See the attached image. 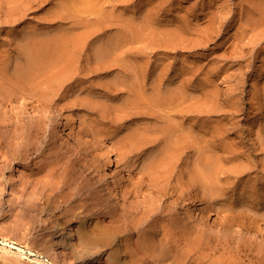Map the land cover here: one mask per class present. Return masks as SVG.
<instances>
[{"label":"rangeland","instance_id":"374dc122","mask_svg":"<svg viewBox=\"0 0 264 264\" xmlns=\"http://www.w3.org/2000/svg\"><path fill=\"white\" fill-rule=\"evenodd\" d=\"M93 3H94V6H93ZM87 5H90V6L86 7ZM92 6H93L92 9L94 10L97 9L98 13H95V11H93L94 12L93 14V12L88 10ZM83 7L84 9L86 7V9L88 10L87 11L85 9L87 12H85L84 14H88V12H91V13L88 14L89 18H86V16L83 14V11L85 10H82L80 11L82 12V15L80 17L84 16L86 20L89 19L90 23H92L93 28H95V30L93 31L90 30L91 29L90 26L92 25H90V23L86 21L83 17L82 20L84 19L86 22H88L87 24H89L90 26L87 25L88 26L87 29L86 27L85 28L81 27L83 31L86 30L84 32V37L82 39L84 40L86 39V37H88L89 39V40L86 39L87 40V41L85 40L86 42H82L83 44L81 43L82 40H80L79 47L83 49V52H81L82 50L78 49L79 47H78V44L76 43L78 42L77 39H80L83 36V32L82 30L80 32L78 31L79 29L77 31L75 29L79 28L80 26H83V25H79V27H77L78 25L76 24V23L81 22V20L79 21V19H77V16L81 14L78 11L81 10ZM258 7L260 11L256 9ZM77 13L79 14L77 15ZM209 13H211L213 16ZM204 15H206L205 20H203ZM211 17L212 19L213 17H215L214 21L216 22V24L215 25L213 24L215 26L214 28H216L217 26V28L215 29L216 30L215 35H214V32L209 29V27L213 28V25L209 23L210 21L212 23L214 22L211 20ZM252 17L255 19V21ZM250 18L253 19L254 23L252 19ZM75 19L76 21L77 20L78 21L76 22ZM215 19L218 21H216ZM248 19L252 21V24H248L249 23ZM100 20L101 21L105 20L106 23L108 21V23L105 24V22L103 21L101 24ZM85 21L83 24H86ZM132 21L134 22V24L137 22L135 24V26L136 25L137 26L136 28H134L135 26L131 27L133 29H131L130 32L128 31L130 34H127L128 32L124 31L127 29V27L126 26L124 27V25L125 24L128 25L130 23L133 24ZM207 22L208 24H210L209 27H207L208 26ZM74 24L76 26H74ZM110 24L112 25V27L110 26ZM131 24L130 26L134 25V24L133 25ZM106 26H108V28H106ZM130 26L128 27L130 28ZM123 28H126V29H123ZM180 28L181 30L183 28L188 32L187 33L185 32V34L181 33V35H177L176 33L179 32L180 34V32L185 31V30L183 31L177 30V32L175 31L176 32L175 34L177 36L174 35V33L172 34L173 36H176L175 40H177V37L180 36L178 38V42L181 43V45H179L177 41L173 40L174 38L172 39V35H171V32H174L175 29H180ZM205 28L206 30H204ZM72 29L73 31H71ZM134 29H137L138 33L141 36V37L137 36L138 38L140 37L137 40L142 39V41H140V43H137L136 45L137 46L136 48H139L138 50H136L135 47L132 48L133 46L130 47L131 44L129 43L130 44L129 47L132 48V50L134 51L133 52L131 50V53L133 52V54L131 53L130 54L132 55L131 57L133 58L132 61L136 62V60L138 59L136 64H138L139 60H141L140 64L142 65L140 66V64H138L139 68L140 67L142 68L144 65V68L146 69V67L148 66L147 70H144V71L141 70L140 68V70L144 72L143 73L144 77L140 74V76L143 77L142 80H144V85L142 83V80L139 78V75L136 76L135 74L136 71L134 69L136 68L130 69V66H128L127 62H129V65L134 64V66L136 67L135 63H130L131 60L129 59H132V58L129 56V59L127 58L128 60H125L126 56L128 57V55H130L128 52L129 50L128 43H125V45H123L124 47L127 45V48L126 47L121 48L124 51L121 50L120 48L119 50H117L119 54L121 53V51L123 54L125 52V55L121 54L122 58H125V59L121 58V60L123 61L125 60L124 62L127 64L125 69L128 68V70H130V73H132L133 75L135 74V76L140 79V80L138 79V81L142 83V86L140 85L141 83L137 85H140L141 89H143L144 86L149 82L145 86L146 89L144 88L145 90H142L141 93H144L145 91L146 92L154 91L153 89H155L154 88L155 86L153 85L154 83L153 81H156V79L152 80L153 83L150 80L154 79V76L157 78L155 74L156 72L158 73V71L159 73L160 72L163 73V76L161 75L162 80L160 79V76H158L159 77L157 78V80H159L158 83H160L161 81L162 83L160 85V84H157V81H156L155 82L156 83L155 85H157L156 89L158 87L159 88L162 87V89L164 88L167 89V87L171 88V86L172 88L173 87L175 88L176 86L178 88V86L180 87L182 85L181 87H183L185 84L183 89L185 93L189 92V94L188 95L186 94V95L188 97L190 96L189 100L192 97L193 99L192 101H189V100L187 101L188 97L187 98L185 97L186 100L185 99L184 100H185L186 105H184L185 103H183L184 105L183 107L185 108H182V107L179 108L178 106L177 107L180 109V111L185 110L183 111L185 113L191 109L190 111L192 113L189 112V115H188L187 114L188 112H187L186 113L187 117H183V120L179 122L180 123L179 128L184 129V133L186 131L187 134L186 133L182 134L183 130L181 129H179L178 132L180 133V135L182 134V137L186 135V136L192 137L193 139L195 138L194 141L192 142L190 138L187 137L190 140V145H188L189 140L187 141L186 140L187 138L185 137L182 138L183 139L182 143L184 142V146H185V149L184 147H182V149L185 150V152L181 149V147L178 146L177 148L176 146H174L177 141L176 139L177 135L176 137L173 138V139H176L175 141L174 140L172 141L169 140L170 142L168 141L169 142L168 144H171V142L173 143L175 142L174 145L171 146L172 148L170 147V145H168L170 147V150H168L169 147L167 146V144H164V146H167L168 149L166 150V148H163L164 147L163 143L161 144L162 146L161 145L160 146L166 151L160 150L161 148L159 149L160 146L159 145L157 146V143H154L155 145L152 144L151 146L150 145L148 146L150 150L152 149L150 151L151 154L148 153V155H153L155 153L154 155L156 157L160 156L161 154L160 152L162 153L168 152V151H169L168 153L174 152L172 153V155H175L176 157L171 156L170 158L174 157L175 160H172V159L168 160L166 158V157L169 158L171 153L170 155L167 153L169 156L166 155L165 159L166 161L171 160L172 165H173V162L176 163V166L170 165L171 167L170 171L172 172L175 169L177 170L178 169L177 167H180V164L183 163L181 164V167L179 168V172L182 174H180L178 170L177 172L175 170L174 173L176 174L174 173L172 174V172L170 173V171H168L167 173H169L168 174L169 177L166 174L167 175L166 179H168V181L163 179L161 180L163 182H160V179H162L160 174L165 175V173H159L157 177L160 176L159 177L160 179L158 178L159 180L158 179L154 180L155 182L159 181V183L156 182L158 185H155V186H153V184L150 185V183H154L153 180L152 181L149 180V184L146 182V185L148 184L149 187L153 186L152 188L151 187L149 188L148 185L146 187L145 183H143L142 184L143 187L141 186L142 188L140 187H138L139 189L137 188L138 192L141 189L140 193L137 192L138 195L136 194L135 196L138 198L136 199L135 197H132L135 199L134 201H137V203L134 202L133 199L131 198V195L133 194L132 193L133 191L131 189L134 188V183H137L135 181V179L138 180L136 178L137 175H138V178H139V175H141L142 168H143L141 167V163L142 165H144L143 163L146 162L145 160L147 159H144L146 157H144L143 153L139 154V155H142L141 157L138 154H136V156L134 154L131 160H132V164L135 163L136 166L135 165L134 167L132 166L133 169H131L130 168L131 161H130V164H127L129 162L122 160V158L120 159V157L118 158L119 155H117V153H120V152L119 151L116 152V150H118L117 149L118 147L116 148L115 144L120 141L119 146H121L122 145V144L120 145V143L122 142L121 140L124 139V138L122 139V137H124V135L127 136L129 131H130L129 134L132 133L131 135H133L136 129L138 128V126H136L137 124H139L140 126L139 128L141 130V129H145L146 127H149L150 125H151L150 127H156L155 124L157 123V125H159L158 123H160V121H161L160 123V127H161L164 125L165 120H159V118L158 119L156 118L158 121L156 119H155L156 121H154L152 120L154 119L153 116L151 119L150 117H148L149 115H145L147 114V112L149 113V108H146L148 109V111L144 107L142 109V105L144 106V104H141V105L138 104V107H136V109L133 108L135 109L134 110L135 113L133 109H131L130 107L129 108L132 111L127 110L129 108L126 106V103L127 105L128 103L129 104L131 103L129 99L131 97H132L131 99L135 101L134 100L135 95L130 91L131 89L129 88V86L131 85L126 86L128 87L127 88L128 90L124 89L122 91L121 89L120 91V87L123 86V84L120 82H123L122 80H124L125 77H126L125 82L129 79L132 80L134 77L133 75L131 76V74L129 73L127 69L126 71L125 69L124 70L119 69L120 67L119 68L113 67L112 69H108L107 68L108 66L106 67V64H109V63L105 64V62L110 61V59L108 60L107 57L110 58L112 54L107 53L111 55L110 56L106 55L105 54L106 51H104L103 49L102 50L104 52L102 50H99L100 52L98 51V49L103 46L107 47V44L110 41H112L114 37L116 39H114L113 41L117 40L118 42L119 40L117 38L120 37L121 38L120 41H122L124 38L123 35L127 34L128 37L125 36V40H127L126 37L129 39L131 37L130 36L131 31ZM207 29H209V31ZM248 29H251V30L249 31ZM120 30L121 32L124 31V34L123 32L119 33ZM87 31L89 33H87ZM95 31H96V34H95ZM203 31L206 32L205 34H207V31H208V35L212 34L213 32V36L210 35L213 38H211L209 42L208 41L206 42V40H203L202 36L205 35ZM97 32H98V35H100L99 36L100 39L105 40L107 37L108 38L113 37V38H110L112 40L108 39V41L106 39L108 43L104 42V40H101L102 44L104 42L103 46H101V43L98 42L99 39H96L98 37ZM133 33L134 31L132 32V34ZM89 34H91V37H89L90 36ZM120 34L121 35L123 34L122 35L123 38L121 37ZM117 35H120V36H117ZM245 35L247 36V38L245 37ZM215 36L217 38L214 39ZM238 36L239 38L245 37L246 39L244 38V40L241 39L239 41ZM63 37L70 38V39L74 37V40L72 41L70 40L72 43L68 41L69 43L68 46L70 48L69 49L70 52L72 48L75 50V51L73 50L71 54H74V56L75 55L77 56H75L76 59L75 58L73 59L74 63L72 65H70V62H69V65H67L68 63L66 62L65 63L61 62L62 65L60 63H58L60 65L56 63L58 66L54 69V66H56V64L53 65V62H52L53 66L51 67L54 69L53 70L52 68L49 67L50 63L47 62L48 61L47 56H48L49 50L45 45L44 46L40 45V41L44 39L45 41L44 40L43 41L47 44L49 40L52 41L54 40V38L56 39V38H63ZM134 37L136 36L134 35ZM134 37H131V38H134ZM95 39L96 41L97 40L98 41L96 42ZM166 40H171L174 46L178 44L177 48L174 47L172 43L169 44ZM172 40L175 42H173ZM75 41L76 43H74ZM162 42L166 44L165 47ZM165 42L168 43V46L171 45L177 50L170 48L171 46L168 47L167 43ZM70 44H73L74 46ZM84 44L85 46H83ZM92 44L94 45V47L95 45L97 46V44L100 45L99 47L98 46L95 47L94 49L95 52L93 49L90 48ZM75 45L77 46L75 47ZM94 47L92 46V48ZM145 47L146 48L148 47V48L145 50ZM89 48L92 50V52H94V54L93 53L90 54L91 51L88 50ZM77 49L79 50V52ZM141 49H144L145 51L144 50L141 51ZM84 51L85 52L88 51L87 54L84 53ZM117 51H114V52L117 53L118 55ZM75 52L78 54H75ZM36 53L37 55L42 54V57H40L39 55L38 56L35 55ZM99 54L100 55L103 54L104 57L102 58L103 55L100 56ZM43 55H46V57L44 58ZM115 55L114 57H116ZM26 56L28 58L27 60L29 61V62L27 61L29 63V64L27 63L29 66L33 62L32 66L30 67L26 66V63L24 61L26 60L24 59L26 58ZM35 56L39 58L40 63L39 62L37 63L38 58H36ZM97 56H100V58H102L100 59L101 61L102 60L105 61V62L102 61V63L100 64L104 63L103 68L105 67L108 70H106L105 68L104 70H98L99 68L100 69H103V68L99 64V62L101 61H99V57ZM105 56H107L106 57L107 60H105L106 59ZM33 57H35L36 59H33ZM135 57L137 59L134 60ZM41 58L44 59L43 63L46 66H43L44 64L41 62L43 59L41 60ZM88 59L90 60L88 61ZM91 59L97 60L98 62L93 61ZM33 60H35V62ZM45 61L49 64H47ZM0 62H1L0 63V126H1L0 133L3 131L1 134L2 136L0 137V140H1L0 142L1 144L0 145V161H1L0 162V188H1L0 189V264H61L62 262H60L59 259L55 258L53 254L54 248L51 247V242L56 236L54 232L51 233V230H52L51 228H53L54 224L59 221H62L63 223H65V225L67 224L66 226L70 227L74 231V233H76L77 239L74 242L75 245H74V251L72 255V260L74 261L75 264H111L115 256L116 258L119 257L118 259H122L123 264H125V260L128 257L127 253H130V251L131 252L135 251L137 253L136 256H138V258L140 257L145 258L146 254L142 252L141 246H139V244L137 243L138 235H136L135 233H132L135 231L132 229L133 227L130 225L131 222L129 220H125L126 223L124 221L122 223L120 222L122 224L121 225L118 222L116 223L110 217L105 218L106 216L105 217L101 216L99 217L100 219L96 218L95 216L90 217L91 216L90 214L88 215L86 213L85 214L82 213L83 210L82 208L80 209L79 207H78L77 212L80 213V217L76 216V218H74L75 215H67V216L65 215L64 211H66L67 213L68 211L67 208L69 204L68 202H65V201H68L65 199H69L71 197L73 198L74 194L72 192L76 194L78 192L77 191L78 188H80V186L83 185L84 182L85 184L88 181H89L88 184H90L92 181L94 183L98 182L96 187H99V186L101 187L103 184H100L99 180H102L101 175H104V174H107V176L110 178L112 177L117 178L122 184V186L125 187V191L123 189L124 187H122V189L124 193H127L130 197L128 196L126 197L127 194L124 195L125 197L123 199L124 204L125 205L127 204L126 206L124 205V207L128 208L127 206L129 202L132 203V201L135 203V209H136L137 204L143 206V207L137 206L138 207L137 212L141 215V216L138 215V218H141L142 223L146 222L145 224L149 225L151 221L150 219L155 220V218H153L151 215H153L156 218L158 216H159L158 218H161L162 216L166 217L165 213L169 214V215L167 214L168 217L173 216V214L175 216L176 214L178 217L177 219L180 218L179 219L180 222H182L183 219H186L185 222L184 221L182 222V224L186 223L190 219L192 223L191 222L186 223L188 225L187 233L189 232L193 236L197 235L196 236L197 238L192 236V239H191L190 238L191 235L188 233L190 237L189 236L187 237V233L185 231L186 229L185 230L183 229L182 232L185 231L183 233L185 239L190 241L189 242L185 240L187 241L186 244H188L189 242L188 245H192L193 243L192 246H194V243L196 244V242L197 243L201 242L200 244H203V241H204L205 244L203 245H205V248H208V247L213 248V246L215 245L214 247H216L215 248L216 250L213 248L214 250L211 249L208 251V253L212 251L213 253L217 254L216 255L217 257L221 255L219 256V258H221L224 261H227V259H229L228 257H231L232 255L233 256L236 255V258L238 259V261L240 259L241 261L244 262L242 264H245V263L249 264L250 262L248 260L249 258L251 259V257L254 258V262H256L255 264L262 262V260L264 259L263 258L264 254L260 252L262 251L264 252V0H109V2L108 0H0ZM96 62L99 64L98 66L99 68L97 69H95L96 66L98 65ZM1 64L3 65V67ZM17 67H20V68L24 67V69H22L20 73L21 69L19 70ZM26 67H29V68L27 69ZM31 68H33L32 69L33 71L30 70ZM117 68L118 70L116 71L115 69ZM139 68L136 70L138 71ZM151 68L154 70L156 68L157 71L155 70L156 71L155 72ZM23 70L30 72V74H28V72H24ZM132 70L133 72H131ZM141 71H138V72L140 73ZM153 71L155 72V74ZM191 71H192V74H195V75H191V73H189ZM194 71H196V73ZM23 72H24L23 76L26 73L29 76V77L24 76L25 78L21 76L23 81L25 79V82H22L21 79L18 78L20 77L18 76V74L20 73V75H22ZM32 75L34 77L33 79L34 80L36 79L37 81L36 80L33 81ZM124 75H128L131 77L124 76ZM148 75H149V78H148ZM30 76H31V80L34 82L32 86L30 85L31 83L29 81ZM120 77H123V79ZM16 78H17V81H16ZM119 78L122 80L119 81ZM145 78H146V81H145ZM27 79H28V82L30 83L28 85H26ZM135 79L136 78H134L133 82L137 81V79L136 80ZM131 80L127 82L130 84L133 83ZM186 80H189V81L187 82ZM117 81L119 82L117 83ZM35 82H36V85L39 84L38 87L34 86ZM24 84L27 86L25 87V89L27 88L28 90L21 91V89L22 90L24 89L23 87ZM116 84H118L119 88L117 87ZM28 86H30V89ZM33 86L35 89L37 87V89L36 90L34 89V91L32 90ZM152 86H153V89H152ZM123 87L126 88L125 85ZM185 87L186 89L189 88L188 90L190 91H187ZM30 90L33 95H30L28 97V95L31 94ZM199 91H202V93H200ZM37 92L39 93L37 94ZM153 93H156V92L155 91L150 92V95ZM34 94L35 95L37 94L39 98L36 97L37 95L34 96ZM198 96L200 97L201 103H199L198 98L197 99L195 98ZM184 100L183 101L181 100V102H184ZM195 101L198 104H202L200 109H198L199 105L195 104ZM140 103H142V101ZM34 104L36 106L40 105L39 110L42 109V106L46 108H50L54 111L58 110V112H60L62 116L63 122L66 125L67 131L70 137L66 138L59 133V130H58L59 128L55 121L43 118L40 111L36 113L34 110ZM191 104H194L195 108L197 107L196 109L197 111L199 110L198 113L200 114L197 113L194 107L192 109L193 105L190 106ZM124 106H126L127 112H125ZM139 107H140V110H139ZM178 108H176V110H179ZM141 110L142 111L146 110L145 111L146 113L143 111L145 113V114H142L143 116L140 115L139 113V111L141 112ZM193 110L195 111V113H193ZM157 112L160 113L162 111L160 112L157 111ZM178 112L179 111H177V113H173V116L174 118L178 117V119H180L179 116L177 115L179 114L182 115V114L181 113L178 114ZM131 113L132 114L134 113V115H131ZM162 117L163 119H166L168 116L165 115V118H164V115H163ZM73 118L76 120V123L73 121ZM178 119H174V120L177 121ZM176 121L175 123L178 125L179 120L177 122ZM143 123L146 126L145 128L142 127ZM101 131L102 133L98 134V132H101ZM103 131H104V134H103ZM131 131H134V132H131ZM216 133H217L218 138H216L215 135H213ZM4 135L5 136L8 135V137L5 138ZM212 137H215V138H212ZM196 139H199V140H197L198 142L197 144H195L198 146V148H196L197 147L196 146L195 147L196 149H195L194 148L195 145L191 146V144L192 143L194 144ZM185 141H187V143ZM199 142H200V145H198ZM182 143L180 144V146L183 145ZM185 143L187 144L188 148L190 147L194 149L193 150L190 149V152H189V149L186 148ZM14 145H15V148H14ZM199 146H201L202 148ZM222 146H225V147H222ZM226 146L228 147V149L232 148L231 149L232 152L233 150H235L236 151L234 152L235 154L230 153L231 151L227 152L226 150L228 149ZM28 147H30L31 149ZM110 147L113 148V150L115 151L114 153H110V150L108 149ZM223 148H225V151H222ZM78 149H81V152H79ZM198 149L200 151V155L202 156L204 155L206 156V158L209 157V155L207 154L205 155V152L207 153L209 150H211L210 156L212 154L213 155L219 154V156L221 155V157L223 155V157L226 156V158L227 157L228 158L231 157V159L235 158L236 162L234 159L231 160L230 158L229 159L231 161L228 158L226 159L225 157H224L225 160L224 158L223 159L220 157L217 158L218 155L217 157L213 156L214 158L211 157L210 159H213V160L219 159L220 160L219 162L217 161L214 162L213 160L206 159L205 157L200 158L201 156L199 154L197 155V153H199ZM203 150H204V153H202ZM205 150H208V151H205ZM214 150H218V152L216 151L217 153L215 152L214 154L213 153ZM83 151H85V153H83ZM181 151H183L184 154L186 155L189 153L188 156L187 157L186 155L183 156L184 154L181 155L182 153ZM28 152H31V153H28ZM241 152H243L242 154H244V156L241 155ZM194 153L196 155H194ZM12 154H15V155L12 156ZM18 154L19 155L21 154L22 156H19ZM80 154H84L85 156H87L86 157L87 160L83 162V159L80 158L81 157ZM89 154H90V157H89ZM233 154L235 155V157H233L234 156ZM236 154H239L240 156ZM108 155L114 161V166L112 167H107V163L105 159H106V156ZM179 155L182 158V160L180 158H177L179 157ZM193 155L196 156L198 159L196 160V157L193 158L194 157ZM240 157H241V160L243 161L241 160L239 161ZM187 158L189 159V162L191 163L188 162ZM161 159H164V158H161ZM192 159H195V161L193 160L194 161L193 162ZM200 159H202V161L203 159H206L207 162L205 160L203 161L205 163L204 164L205 166L208 164V161H213L212 162L213 164L214 163L220 164L221 161H222L221 163H223L224 161L227 160V162H224L225 166L229 164V161L230 163L232 162H235V163L229 164L227 166V168L229 169H226V167H223L224 166L223 164L217 166V164L213 165L212 163H209V166L211 165L210 168L211 167L214 168L213 166H215L216 169L220 170V171L219 170L215 171L211 169L212 176L214 174H217V176L215 175V177L208 175L210 171L207 173V170L209 169L207 167L209 166L207 165L206 167L207 169L204 166L205 173L209 176L208 179H210L211 183L214 180L212 185L211 184L209 185L208 183L210 182H208L207 185L209 186H207L206 188V182H203L202 180L206 181L205 179L207 177L204 174L203 176L201 175V173L204 172V169L203 167H200L203 170L199 172L200 171L199 166H196V165H199L198 161ZM121 160L123 161L124 164L121 162ZM91 161H93L94 163H92ZM124 161L126 162V164ZM176 161L178 162V165ZM185 161L191 165L187 164ZM246 161H247V164H246ZM240 162H242L241 163L242 165L240 164ZM248 162L250 163V166ZM169 163L170 162L166 163L165 165H169ZM184 163L186 165H184ZM243 163L246 167H249L248 168L249 170H246L247 168H243L244 166ZM46 164L48 165V167ZM79 164L81 168L79 169V171H77L75 168L78 169L79 167L77 166H79ZM88 164L90 166H88ZM194 164H196L195 167L196 168L198 167V169H196L195 167L193 169ZM83 166L85 167V169ZM87 166L90 169H88ZM184 166L185 168L188 167L187 168L188 170L187 169L185 170V168H183ZM231 166L232 167L234 166L235 169L236 168L238 169L241 167L242 168L235 170ZM140 167H141V170L139 173L138 171ZM172 167L173 168L176 167V168L173 170ZM221 167H222V170L220 169ZM66 168H68L67 169L68 173H67ZM135 168H136V171H135ZM189 168L191 170V173L194 172L196 174V172H199L200 175L202 176L201 181L205 183L204 185L201 182L202 187H203L202 189L204 191L206 188V192H208V190L211 191L210 193H213L212 190L215 192L217 191L219 193L221 192L220 193L221 195L219 193L214 194L215 192L213 193V195L210 194L211 197H213L215 203L212 198H209L210 195H208V197L205 196L209 194V192L202 193L203 197L199 195L200 192H203L201 191L202 189H199L200 184H197L199 186L198 188L197 186L195 187L194 184H193L194 188H191L192 187L191 181L185 180V186L182 185L184 183L183 182L184 178L186 179H188L189 177L191 178V175L189 177L187 176L188 171L190 174ZM69 169L70 170L74 169L76 173V174L74 173V175L79 176V178L74 176L73 173L69 174L70 172ZM81 169H84V170L81 172L80 171ZM181 169H183L184 172L187 171L185 172L187 177L181 176L184 174V172H182L183 170ZM250 169H252L251 173H250ZM231 170L232 172L234 170L236 172L231 173ZM53 171L55 172L56 176L53 173ZM76 171L78 172V174ZM221 172L222 174L224 172H226L227 174L224 173L222 177ZM177 173L180 174V176ZM235 173H241V174H239L238 176V174H235ZM80 174L81 176L84 174L85 178L81 177ZM175 175H176V178H175ZM227 175L229 178L227 177ZM142 176H144L143 172H142L141 177ZM177 176H179L180 178L184 177L182 181L183 183L180 182L179 180H175L179 178ZM204 176H205V179H203ZM86 177H88L89 180ZM67 178L69 180H72V182L74 183L72 184L71 181L69 183V181H67ZM76 178L79 179L80 184H79L78 179ZM163 178H165V176ZM169 178H172V180L171 179L169 180ZM226 178L229 179V181L226 180ZM50 179L52 180V183ZM80 179H82L83 182ZM63 180L65 183H63ZM222 180L224 184H221ZM165 181H166V184L164 183ZM178 182L180 185L184 186V190L189 188V187L185 188L186 185L188 184L191 185L190 186L191 190L188 189L190 192H186L187 193L186 194L185 191H183V189L180 190L181 189L180 185L177 187ZM55 183L57 184L59 183L60 184V185L58 184L59 187L60 186L62 187L60 188L56 187L58 185H56ZM160 183H161V186L159 185ZM217 183L219 185H217ZM66 184H67V187H66ZM70 184H72V187ZM78 184H79V187H78ZM173 184L175 186V189H174ZM165 185L167 188H165ZM215 185L216 187H214ZM50 186L51 188H48ZM104 187L108 188V189L107 188L105 189V192H104ZM155 187H158V188L155 189ZM210 187H212V190ZM58 188L60 190L63 188L62 195H61V191H58L59 190ZM65 188H68V189H65ZM161 188H163L162 190L164 191L165 195L161 193L163 192L161 190H160L161 194L160 193L158 194L159 189ZM222 188L223 190H221ZM100 189H103L100 191L103 192L104 195L107 197V199L108 200L110 199L109 201L111 202L112 196L109 190L110 189L109 186L106 184ZM195 189L196 190L198 189V190L196 191ZM214 189H217V190H214ZM127 190L130 191L129 192L130 194L128 193ZM133 190H135V188ZM155 190L157 191V194ZM65 191H67V193H65ZM165 191L166 192L168 191L169 193L174 191V193H172V195H169V193L167 192L168 193L167 195ZM179 191L182 194H178ZM194 192H196L197 194L196 193L194 194ZM188 193H190V195H192L193 193V197L190 198V195ZM64 194L66 196H64ZM67 194L69 195L67 196ZM178 195L179 196L183 195V196H180L181 197L180 198ZM195 195H197L198 198H196ZM214 195L215 197L217 196V198L219 199H216ZM195 198L197 199V201ZM207 199L208 201H206ZM126 200H128L129 202L127 201L126 203ZM138 200L140 201V203L138 202ZM27 202H34V203L39 204L38 205L39 208L37 207L38 212H35L32 214V216L35 218L34 221L30 217H26L24 213V209L27 207L25 203ZM207 202L208 203L210 202V204L208 205ZM77 203H79V201L75 202L74 205H76ZM130 205L133 206V204H130ZM150 205L152 207H150ZM227 205H230V207ZM116 207L120 209V210L118 209V211H122L121 209H125L124 207H121V204L116 205ZM139 207L141 208L139 209ZM149 207H150V210H148ZM151 208H154V209H151ZM154 210L157 211L158 213L157 212L155 213ZM148 211L149 213L147 214ZM149 214L151 215L149 216ZM156 214L158 216H156ZM242 214H246V215H242ZM18 216L20 217L19 219H17ZM234 216L236 217L238 216L239 218L244 219V221L246 220L245 222L253 225L254 229L251 232H246L243 230L241 232V229L236 227V225L233 223L232 217ZM114 222L118 225L114 224ZM127 223H128V226L126 225ZM182 224L180 226H182ZM186 224H183V225H186ZM192 224H193L192 226L193 229L191 230L190 225ZM18 225H19V228H18ZM46 225L50 228H48ZM34 226L35 228L37 227L38 228L35 230V228H33ZM42 226L44 228H42ZM91 226L95 230H93ZM196 226L197 228L194 229ZM98 227H100L99 230H98ZM121 227L123 228L128 227L129 231L128 229L125 230ZM91 228L94 232L96 230H97L96 232L100 231L101 228L103 230L104 229L105 230L106 229L116 230V229L121 228V231L120 230L119 231L121 233L122 232L124 233L121 235L119 232V234L116 235L117 233L115 234V232L117 231H114V234H111V237H109L112 243H114L112 244L109 241V243L112 245L106 243L107 245L105 244V246H103V244H101L102 246L101 248L99 247L100 245L97 246V244L95 243L94 246L93 244H91L93 247L88 245L91 247L90 248L86 246L85 243H84L85 245L83 244L81 240L82 238H80L79 236H82L81 233L83 234V231L85 230V233L90 235L91 238L93 239L95 237V234L93 233ZM49 229H50V232H49ZM122 229L125 231H123ZM41 230H46L47 232H49V234L47 233L49 237L47 235L45 237H42ZM194 230L196 231L199 230L200 234L199 232H195ZM190 231H193V232H190ZM198 234L200 237H201V234L202 235L204 234V236H202L203 238L202 237L200 238ZM114 235H116L117 238L114 237ZM14 236H16L15 238L19 240L16 241L14 239ZM50 237L51 239L53 238L52 241L50 240ZM130 239L132 240L130 244L131 246L129 245L130 247L128 248V246H125V245H127V242ZM194 239L195 241L193 242ZM201 239H203V241ZM197 240H199V242ZM206 240L207 242H205ZM20 241L23 243H21ZM208 241H210L211 244ZM220 241H223V242L221 243ZM206 243H208L207 245L209 246H206ZM212 243L214 245H212ZM221 244L223 245V247ZM124 246L126 247L125 248L126 250L124 249ZM218 246L219 247L221 246L220 249ZM131 247H133V249ZM5 248L7 250H11L15 252L17 255L14 253H11L10 255L8 254L6 255L5 250H4ZM18 248H20V250ZM105 248L108 249V252L105 255L106 257L104 256L105 258H103L105 261L102 259L100 262H98L99 258L97 259L96 257H98V255H100L99 257H101L102 251H104ZM110 248L115 252L112 253L113 251ZM118 248H120V250H123V252H121ZM217 249L220 251H218ZM230 252L231 253L234 252V254L233 253L229 254ZM18 253H20V256ZM118 254L120 256H118ZM142 254L143 256H141ZM258 254H261V255L263 254L262 255L263 257L261 255H259L258 257L257 256ZM109 256L114 257V258L111 257L113 258L111 259L112 261H110ZM255 257H257V259ZM224 258H226V260ZM258 258L260 260H258ZM258 261H261V262H258ZM140 263L142 264L143 262H140ZM145 264H157V263L156 262L154 263L152 259L150 260L147 258V262ZM263 264H264V260H263Z\"/></svg>","mask_w":264,"mask_h":264},{"label":"bare ground","instance_id":"6f19581e","mask_svg":"<svg viewBox=\"0 0 264 264\" xmlns=\"http://www.w3.org/2000/svg\"><path fill=\"white\" fill-rule=\"evenodd\" d=\"M108 2H109V0H108ZM111 2V1H110ZM92 4V3H91ZM90 5H87L86 7H89ZM93 6H94V3H93ZM93 6L92 7H90L88 10H90L91 12H93V11H95V13H98V10L96 11V10H94V9H92L93 8ZM86 7H85V9H86ZM84 9V7L81 9V10H79L78 12L79 13H81L79 16H77V19H79V21L81 20V22H79V23H76L78 26L77 27H79V25H83V26H80L79 28H77V29H75L76 31L78 30V31H80L81 32V30H82V28L81 27H86V29L88 28V26H90V25H92V23H90V20L88 19V20H86V18H89L88 16V14L89 13H91V12H88V14H84L85 12H87L86 10ZM254 9V8H253ZM256 9H258L259 11H260V9H259V7L258 8H256ZM82 10H85V11H83V14L86 16V18L84 17V19L86 20V21H88L89 23H90V25L89 24H87L88 22H86L84 19L82 20V18L83 17H80L81 15H82V12H80V11H82ZM256 11V10H255ZM252 12H254V11H252ZM257 12V11H256ZM79 13H77V15L79 14ZM93 14H94V12H93ZM208 14V13H207ZM209 14H211V13H209ZM212 15V14H211ZM205 16L206 15H204V19L203 20H205ZM213 16V15H212ZM208 17H210V16H208ZM207 17V18H208ZM206 18V19H207ZM214 18L215 17H213V19H212V17H211V20L212 21H214ZM253 18V17H252ZM252 18H250V19H252ZM254 19V18H253ZM253 19H252V21H253ZM216 20V19H215ZM249 20V19H248ZM75 21H76V19H75ZM78 21V20H77ZM76 21V22H77ZM84 21H85V23L86 24H83L84 23ZM104 22H105V20H103ZM103 21H101L100 20V22H101V24H102V22ZM107 21V20H106ZM135 21V20H134ZM137 21V20H136ZM208 21V20H207ZM216 21H218V20H216ZM252 21L251 20H249V23L248 24H252ZM254 21H255V19H254ZM254 21H253V23H254ZM92 22V21H91ZM209 22V21H208ZM208 22H207V27H209V25L210 24H208ZM221 22V21H220ZM259 22V21H258ZM81 23V24H80ZM107 23H108V21H107ZM106 22H105V24H107ZM128 23H130V22H128ZM132 23L134 24V22L132 21ZM137 23V22H136ZM135 23V24H136ZM209 23H211V25H215L216 24V22L214 21L213 23L210 21ZM256 23V22H255ZM111 24H113V23H111ZM110 24V26L112 27V25ZM131 24V23H130ZM130 24H125L124 25V27L126 26L127 27V29L126 28H123V29H126V30H124L125 32H130V30L131 29H133V28H131V27H134L135 26V24L133 25V24H131V25H133V26H130ZM85 25V26H84ZM88 25V26H87ZM145 25H147V24H145ZM213 25V28L211 29L210 27H209V29L211 30V31H213L214 32V35H215V32H216V28H217V26H216V28H214L215 26ZM247 25V24H246ZM74 26H76L75 24H74ZM109 26V25H108ZM108 26H106V28H108ZM114 26V25H113ZM128 26H130V28L128 27ZM137 26V25H136ZM136 26L134 27V28H136ZM255 26V25H254ZM123 27V26H122ZM121 27V28H122ZM206 27V28H207ZM242 27H244V26H242ZM76 28V27H75ZM83 28V29H84ZM90 30H95V28H93V25L92 26H90ZM93 28V29H92ZM185 28V27H184ZM187 28V27H186ZM206 28L204 29V30H206ZM74 29V28H73ZM73 29L71 30V31H73ZM112 29V28H111ZM209 29H207L208 31H209ZM215 31H214V30ZM218 29H219V27H218ZM217 29V30H218ZM242 29V28H241ZM74 30V31H75ZM122 30V29H121ZM121 30H120V32L119 33H122L123 32V34H124V31H122L121 32ZM137 29H134V30H132L131 31V37H134V35L136 36V37H134V38H131L130 36V38L128 39L127 37V34H130L129 32L127 33V34H122L123 35V37H122V35H121V37L123 38V40L122 41H120L121 40V38L119 37V38H117L119 41L117 42V40H115V41H113L114 39H116L115 37H114V39L112 40V39H110V38H113V37H110V38H106L107 39V41H108V39H110V40H112V41H110L109 43L106 41V39L104 40V39H100L99 38V36L100 35H98V32H97V35H98V37L96 38V39H99V41L98 42H102L101 40H104V42H107L108 44H107V47H104L103 46V44H104V42H103V44L101 43V46H103V47H101V48H96V49H98V51L99 50H104V51H106V55H108V56H110L111 54H112V56L109 58V57H107V56H105V58L107 57L108 58V60L110 59V61L108 62H105L104 60H102V61H104L105 62V64L106 63H109V64H106V67L108 68V69H112L113 67H120L119 69H125V67L127 66V64L124 62L125 60H128L129 59V56L131 57L132 55L131 54H133V50H132V48H136L137 46V43H140V41H142V39L141 40H137V39H139L141 36H140V34L138 33V30L136 31ZM177 30H181V28L180 29H175L174 30V32H171V35H172V39L173 40H175L176 38V36L177 35H181V33H183V34H185V32L187 33L188 31H186L185 29H183L182 28V30L181 31H183V30H185V31H183V32H180V34H179V32L178 33H176L177 32ZM249 31L251 30V29H248ZM86 30H82V32H83V36L80 38V39H77V43H76V41L74 42V43H76V44H78V47H79V42H80V40H82L81 41V43L82 42H86L87 40L86 39H88V37H86V39H82L83 37H84V32H85ZM134 31V33H136V34H132V32ZM176 31V32H175ZM208 31H207V34H205L206 32H204V34L208 37H206L205 35L204 36H202L203 37V40H206V42L208 41L209 42V40L211 39V38H213L212 36H213V32H212V34H210V35H212V36H210V35H208ZM211 31H210V33H211ZM246 31V30H245ZM218 32V31H217ZM244 32V31H243ZM87 33H89L88 31H87ZM138 33V34H137ZM172 33H174V35H176V36H173V34ZM176 33V34H175ZM219 33V32H218ZM217 33V34H218ZM242 33V32H241ZM95 34H96V31H95ZM182 34V35H183ZM88 35V34H87ZM90 36L89 37H91V34H89ZM120 35H117V36H120ZM133 35V36H132ZM244 35V34H243ZM248 35V34H247ZM125 36H127L126 37V39L127 40H125ZM137 36H140L139 38L137 37ZM185 36V35H184ZM216 36H218V35H216ZM214 37V39L215 38H217V37ZM59 37V36H58ZM61 37V36H60ZM180 36H178L177 37V40H175V41H177L178 42V38H179ZM207 39H206V38ZM245 37L247 38V36L245 35ZM245 37H241V38H239V36H238V38H239V41L242 39V40H244V38ZM205 38V39H204ZM245 38V39H246ZM91 39V38H90ZM96 39H95V41H96ZM213 39V40H214ZM44 40V39H43ZM40 41V45H45L47 48H48V50H49V52H48V50H47V52H48V56H47V59H48V61L47 62H49V63H47L46 61V63L47 64H49L48 66L50 67V68H52L51 66H53V65H55L56 63L58 64V63H60L61 65H62V63H68L67 65H69V62H70V65H72L73 63H74V58L76 59V57L75 56H77V55H75L74 56V54H71V52L74 50L73 48L71 49V52H70V48H69V46H68V41H72V40H74V37H72V39H70V38H54V40H52V41H50L49 40V42H47V44L44 42V41ZM86 40V41H85ZM89 40V39H88ZM172 40V41H173ZM70 41V42H71ZM93 41H94V39H93ZM96 41V42H97ZM139 41V42H138ZM169 44L170 43H172L171 42V40H166ZM175 41H173V42H175ZM212 41V40H211ZM210 41V42H211ZM134 42V43H133ZM167 42H165V43H167ZM72 43V42H71ZM125 43H128V48H129V50L128 49H126V50H128V52H129V54L131 53V50L133 51L130 55H128V57L126 56V59L125 58H122V56H121V54L122 55H125V52H124V54L122 53V51L121 50H123V49H121L122 47H124L123 45H125ZM131 45H130V44ZM135 44V45H133V44ZM163 43V42H162ZM168 43H167V46H168ZM83 44V43H82ZM81 44V45H82ZM87 44V43H86ZM94 44H96V43H94ZM178 44L179 45H181V43H179L178 42ZM178 44L176 45V46H174V44L172 43V45L174 46V47H176L177 48V46H178ZM183 44V43H182ZM70 45H72V46H74L73 44H70ZM129 45H130V47L131 46H133L132 48H130L129 47ZM163 45H164V47H165V45L166 44H164L163 43ZM71 46V47H72ZM77 45H75V47H76ZM83 46H85V44L83 45ZM82 46V47H83ZM92 46L94 47V45L92 44ZM92 46L90 47V46H88V47H90L91 49H95V47H99L100 45H98L97 44V46L95 45V47L94 48H92ZM166 46V47H167ZM171 45H169L168 47H170ZM173 46H171L170 48H173V49H176V48H174ZM46 47H44V48H46ZM77 47V48H78ZM126 48H127V45L125 46ZM124 47V48H125ZM167 47V48H168ZM44 48H43V50H44ZM87 48V47H86ZM85 48V49H86ZM88 49V50H90L91 51V53L90 54H94V52H95V50H94V52H92V50L91 49ZM105 48V49H104ZM119 48L121 49L120 51H121V53L119 54V52L117 51V50H119ZM148 48V47H147ZM146 47H145V50L147 49ZM76 49V48H75ZM78 49H81V47H79ZM77 49V50H78ZM139 48H136V50H138ZM46 50V49H45ZM82 50V51H81ZM80 51L81 52H83V49H81ZM102 50V51H103ZM142 50H144V49H141V51ZM144 50V51H145ZM152 50V49H151ZM177 50V49H176ZM75 51V50H74ZM89 51V52H90ZM103 51V52H104ZM114 51H117L118 52V55H119V57H118V55H117V53H115ZM124 51V50H123ZM78 52H79V50H78ZM88 52V51H87ZM87 52H85L84 51V53H86L87 54ZM100 52V51H99ZM102 52V53H103ZM137 52V51H136ZM107 53H111V54H107ZM75 54H78V53H76L75 52ZM82 54V53H81ZM96 54V53H95ZM97 54H98V52H97ZM116 54V55H115ZM33 55H34V53H33ZM35 55H37V53L35 54ZM39 55V54H38ZM37 55V56H38ZM100 55V54H99ZM101 55H103V54H101ZM100 55V56H101ZM114 55L116 56V57H114ZM127 55V54H126ZM27 56H28V54H27ZM27 56H26V58H24V59H26V60H24L25 61V63H26V66H29L28 64V58H29V56H28V58H27ZM30 56H32V55H30ZM40 57H42V54L41 55H39ZM44 56V58L46 57V55H43ZM73 56V57H72ZM78 56H80V55H78ZM96 56V55H95ZM100 56H97V57H99V61H101L100 59H102L103 57H104V55L102 56V58H100ZM121 56V57H120ZM36 57V56H35ZM33 57V59H36V58H38V57ZM96 57V58H97ZM118 57V58H117ZM125 57V56H124ZM134 57V56H133ZM107 58L105 59V60H107ZM121 58L122 59H125L124 61L123 60H121ZM128 58V59H127ZM132 58V57H131ZM43 58H41V60H42ZM98 59V58H97ZM135 59H137L136 57L134 58V60ZM30 60V59H29ZM90 59H88V61H89ZM91 60H93V61H97V60H94V59H91ZM129 60H131V62L130 63H135L136 64V62L138 61V59L136 60V62H134V61H132L133 60V58L132 59H129ZM28 61V62H27ZM34 62H35V60H33ZM40 60H39V58H38V61H37V63L39 62ZM43 61H44V59L41 61L42 63H43ZM73 61V62H72ZM76 61V60H75ZM102 61L101 62H99V64L100 63H102ZM121 61H122V63H121ZM140 61L141 60H139V63L138 64H140ZM30 62H32V61H30ZM52 62H53V65H52ZM62 62V63H61ZM98 62V61H97ZM96 62V63H97ZM127 62V61H126ZM1 63V62H0ZM28 63V64H27ZM40 63V62H39ZM41 63V64H42ZM89 63V62H88ZM128 63V66H130V69H132V68H136V69H138L139 68V65L138 64H136V67L134 66V64H130L129 65V62H127ZM32 64H33V62H32ZM32 64H30V66H32ZM44 64V63H43ZM56 64V66H54V69L58 66V65H60V64H58L57 65ZM98 64V63H97ZM99 64L96 66V68L95 69H97V68H99L98 66H99ZM104 64V63H103ZM103 64H100L101 66H102V68H103ZM2 65V64H1ZM132 65V66H131ZM142 64H140V66H141ZM22 66H24V65H22ZM29 66V67H30ZM43 66H46L45 64L43 65ZM147 66V65H146ZM2 67H3V65H2ZM21 67V66H20ZM20 67H17L19 70H20V73H21V71H22V69H24V67H22V68H20ZM29 67H26L27 69L29 68ZM49 67H48V69H49ZM138 67V68H137ZM25 68V69H26ZM105 68V67H104ZM104 68L103 69H98V70H104ZM107 68H105L106 70H108ZM118 68L117 69H115L116 71L118 70ZM141 68V67H140ZM140 68H139V70L138 71H141V70H147V68H148V66L146 67V69L144 68V65H143V69L141 68V70H140ZM152 68H154V67H152ZM151 68V69H152ZM17 69V70H18ZM33 68H31L30 70H32ZM46 69H47V67H46ZM53 69V68H52ZM53 69V70H54ZM127 70H128V68H126ZM126 69H125V71H126ZM136 69H134L136 72H135V74H136V76L137 75H139V78L142 80L143 79V77H144V75H143V71H141L140 73L136 70ZM18 70V71H19ZM29 70V71H30ZM97 70V71H98ZM152 70H154V69H152ZM155 70H156V68H155ZM154 70V71H155ZM24 72H28V71H25V70H23ZM33 71V70H32ZM48 71V70H47ZM96 71V70H95ZM122 71V70H121ZM129 71V73H130V70H128ZM151 71V70H150ZM153 71V72H154ZM157 71V70H156ZM155 71V72H156ZM24 72L22 73V75H20V73L18 74V76H20V77H18L19 79H21V81L22 82H25V79H24V81H23V79H22V77L23 78H25L26 76H28L27 75V73L23 76V74H24ZM113 72V71H112ZM131 72H133V70L131 71ZM146 72V71H145ZM153 72H151V73H153ZM155 72H154V74H155ZM195 73H196V71H194ZM110 73V72H109ZM125 73H127V72H125ZM129 73H127V74H129ZM189 73H191V75H195V74H192V71L191 72H189ZM188 73V74H189ZM28 74H30V72H28ZM131 74V76L133 75L132 73H130ZM135 74L133 75V77L134 78H136L137 79V81H138V77H136L135 76ZM140 74L143 76H140ZM147 74V73H146ZM145 74V75H146ZM158 74V75H157ZM160 74V75H159ZM156 76H157V78H159L158 76H160V79L162 80V77H161V75L163 76V73H159V71H158V73L156 72V74H155ZM190 75V74H189ZM22 76V77H21ZM124 76H128V75H124ZM123 76V77H124ZM131 76H128V77H131ZM154 76V75H153ZM29 77V76H28ZM123 77H120V78H122L123 79ZM128 77H127V79H128ZM142 77V78H141ZM145 77H147V76H145ZM34 77H33V75H32V79H33ZM119 78V81H121L122 79H120ZM126 78V77H125ZM124 78V80H122L123 82H120V83H122L123 84V86L125 85V87L126 86H129V85H131V86H129V88L131 89H129L134 95H135V98H134V100L135 101H133V99H131V98H129L130 99V101H131V103L129 104L128 103V105H127V103H126V106L129 108H131V109H133V108H135L136 109V107H138V104L139 105H141V104H144V106L142 105V109H143V107L146 109V108H149V113L147 112V114H145L146 112V110L148 111V109H146V110H141V112L139 111V113H140V115H142V114H145V115H149L148 117H150L151 119H152V116H153V118L154 119H152V120H154V121H156L158 118H159V120H165V123H164V125L163 126H161L160 127V123H161V121H160V123H158L159 125H157V123L155 124L156 125V127H146L145 125H144V123H143V125H142V127H146L145 129H141L140 130V126H139V124H137L136 126H138V130L136 129V131H138L139 132V134H138V132H136L135 131V129H134V131H131V132H134V134L133 135H131V134H129V132H128V135L127 136H125L124 135V137H122V139L123 140H121L122 142L120 143V145L121 146H119V142H117L115 145H116V148L118 149V150H116V152L117 151H119L120 153H117V155H119L118 156V158L120 157V159L122 158V160H125L126 162H129V163H127V164H130V161H131V169H133L132 168V166L134 167V165H135V163L134 164H132V156L135 154V156H136V154H142L143 153V155H144V157H146V158H144V159H147V160H145L146 162H144L143 164L144 165H142V163H141V167H143L142 168V172H143V174H144V176H142L141 177V175H142V172H141V175H139V178H140V180H139V178H138V175H137V179L138 180H136L135 178V181L137 182V183H139V182H141V183H139V184H137V183H134V188H135V190H133V189H131L133 192V194L131 195V198L132 197H135L136 196V194H137V192H138V190H137V188L138 187H140V188H142L143 187V183H145V185H146V182L149 184V180H155V179H158L160 176H161V178L162 179H160V182H163V181H161V180H167L168 181V179H166V176L169 174V173H167L168 171H170V169H171V167H170V165H172L171 163H172V161L170 160V161H168L169 159H172V160H175L174 159V157H176L175 155H172V153H174V152H170L171 153V155H170V153H168V152H160L161 154H160V156H158V157H156L154 154L153 155H148V153H150V151L152 150H150V148L148 147L149 145L151 146L152 144H154V143H157V146L159 145H161L162 143H163V146H164V144H167V146L168 145H170V147L171 146H173L174 145V143L173 142H171V144H168L170 141H172V140H176L177 139V141H176V144L174 145V146H176L177 148H178V146L179 147H181V149H182V147H184V149H185V146H184V142L182 143V141H183V139L182 138H187V137H189L190 138V140L193 142L194 141V139L192 138V137H190V136H186V135H184V137H182V134H187V132L185 131V133H184V129H181V128H179V126H180V121H182L183 120V117H187L186 116V113L189 115V112H191L190 110L189 111H187L186 113L185 112H183V111H185V110H183V111H180V109L179 108H185V107H183L184 105H186V103H185V100H186V98L188 97L187 95L189 94V92L188 93H185V91H184V89H183V87L185 86V84H184V86L183 87H179L178 86V88H177V86L174 88H172V86H171V88H168L167 87V85H166V87H167V89H162V87L161 88H157L156 89V86L157 85H155L156 83V81H157V84H160L161 85V83H162V81L160 82V83H158L159 82V80H157V78L154 76V79H151L150 81L152 82V80H155L156 79V81H153L152 83H153V85L155 86L154 88L155 89H153V86H152V89L156 92V93H153V94H151L150 95V92H154V91H150V90H152V89H150L149 91L150 92H144V93H141V91L142 90H145L146 88H145V86L149 83H147L145 86H144V88L143 89H141V86H142V83H143V85H144V80H142V83L140 82V81H134L135 82V84H134V82H133V80H134V78L131 80V79H129V80H131L133 83H128L127 81H129V80H127L126 82H125V79ZM148 78H149V75H148ZM153 78V77H152ZM192 78H193V76H192ZM30 80V83L28 82V79L26 80V85H28V84H30L31 86H32V84H34V82L33 81H35L34 79H33V81L31 80V76H30V78H29ZM135 79V80H136ZM139 79V80H140ZM16 81H17V78H16ZM20 81V80H19ZM33 83H32V82ZM37 81V80H36ZM119 81H117V83L119 82ZM130 81V82H131ZM145 81H146V78H145ZM185 81V80H184ZM187 82L189 81V80H186ZM192 81V80H191ZM22 82H20V83H22ZM187 82H186V84H187ZM119 83V84H120ZM127 83V84H126ZM141 83V84H140ZM152 83H151V85H152ZM165 83V82H164ZM182 83H184V82H182ZM137 84H140V85H137ZM166 84V83H165ZM25 84L23 85V87H24V89L22 90L21 89V91H26V90H28L27 88L25 89V87H27ZM38 85L39 84H37L36 85V82H35V85L34 86H37L38 87ZM117 85V87H118V84H116ZM163 85V84H162ZM34 86H33V91H34ZM121 86V85H120ZM123 86H121L120 87V91H121V89H122V91L124 90V89H127L128 87H126V88H124ZM150 86V85H149ZM148 86V87H149ZM165 86V85H164ZM23 87H21V88H23ZM29 87V89H30V86H28ZM37 87H36V89H37ZM123 87V88H122ZM151 87V86H150ZM170 87V86H169ZM188 87V86H187ZM119 88V87H118ZM35 89V90H36ZM149 89V88H148ZM185 89H186V87H185ZM189 89V88H188ZM188 89H186L187 91H190V90H188ZM128 90V89H127ZM129 91V92H130ZM186 91V92H187ZM30 92H31V90H30ZM200 93H202V91H199ZM198 92V93H199ZM22 93H24V92H22ZM29 93V92H28ZM35 93V92H34ZM39 92H37V94H38ZM120 93V92H119ZM127 93V92H126ZM131 93V94H132ZM36 94V95H37ZM130 94V93H129ZM132 94V95H133ZM143 94V95H142ZM149 94V95H148ZM187 94V95H186ZM21 95V94H20ZM24 95H26V94H24ZM30 95H33L32 94V92H31V94H29L28 95V97L30 96ZM35 94H34V96H36ZM122 95V94H121ZM126 95V94H125ZM198 95H200V94H198ZM22 96H23V94H22ZM40 96V95H39ZM130 96V95H129ZM144 96V97H143ZM203 96V95H202ZM36 97H38V95L36 96ZM186 97V98H185ZM190 97V96H189ZM189 97H188V99H187V101L189 100ZM192 97V96H191ZM31 98V97H30ZM34 98V97H33ZM39 98V97H38ZM196 99L198 98L199 99V103H201L200 102V97L198 96V97H195ZM35 99V98H34ZM33 99V100H34ZM128 99V100H129ZM138 99V100H137ZM185 99V100H184ZM192 99H193V97L189 100V101H192ZM143 100H145V101H143ZM181 100L183 101L184 100V102H181ZM130 101H128V102H130ZM142 101V103H140ZM194 101V100H193ZM196 101H198V100H196ZM195 101V104H197V105H199V108L198 109H200L201 108V106H202V104H198L197 102ZM50 103H51V101H50ZM132 103H134V104H132ZM183 103H185L184 105H183ZM147 104V105H146ZM187 104H188V102H187ZM146 105V106H145ZM193 105V106H192ZM196 105V106H197ZM126 106H124V108H125V112H127L126 111ZM135 106V107H134ZM179 108H178V107ZM189 106V105H188ZM190 106H192V109H193V107H194V104H191ZM39 108H40V105H38V106H36L35 104H34V110H35V112L36 113H38L39 111L41 112V114H42V116H43V118H46V119H50V120H52V121H55L56 123H57V126H58V130H59V133L61 134V135H63L64 137H66V138H69L70 137V135H69V133H68V131H67V128H66V125L64 124V122H63V119H62V116H61V114H60V112H58V110H56V111H54V110H52V109H50V108H46V107H44V106H42V109L41 110H39ZM127 109L128 111L129 110H131V109ZM176 108H178L179 110H176ZM187 108V107H186ZM190 108V107H189ZM195 108V107H194ZM197 108V107H196ZM195 108V109H196ZM135 109H133V111L135 110ZM194 109V110H195ZM139 110H140V107H139ZM186 110H188V109H186ZM193 110V113H195V111ZM132 111V110H131ZM130 111V112H131ZM157 111H162V112H160V113H158ZM177 111H179L178 112V114L179 113H181L182 115H177V116H179V118L180 119H178V117H175L174 118V116H173V113H177ZM196 111H197V109H196ZM138 112V111H137ZM137 112H136V114H137ZM164 112V113H163ZM183 112V113H182ZM199 112V110L197 111V113ZM134 113H135V111H134ZM134 113L132 114L131 113V115H134ZM192 113V112H191ZM128 114V113H127ZM198 114H200V113H198ZM129 115H130V113H129ZM164 115V118H165V115H167L168 117L166 118V119H163V116ZM173 117H172V116ZM176 115V114H175ZM139 116V115H138ZM143 116V115H142ZM132 117V116H131ZM134 117V116H133ZM147 117V116H146ZM173 118V120L174 119H178L177 121H178V125L175 123V121L176 120H174V122H173V120H172V118ZM124 118V117H123ZM130 118V117H129ZM135 118H137V117H135ZM145 118V117H144ZM149 118V119H150ZM157 118V119H156ZM40 119V118H39ZM142 119V118H141ZM156 119V120H155ZM171 119V120H170ZM186 119V118H185ZM136 120V119H135ZM138 120V119H137ZM140 120V119H139ZM73 121L76 123V120L73 118ZM134 121V120H133ZM158 121V120H157ZM176 121V122H177ZM138 122V121H137ZM152 124V123H151ZM146 125H147V123H146ZM153 125V124H152ZM162 125V124H161ZM181 126H182V124H181ZM1 127V126H0ZM141 127V128H142ZM179 129H181V130H183L181 133V135H180V133L178 132L179 131ZM3 132V131H2ZM2 132L0 133V137L2 136L1 134H2ZM217 132V131H216ZM24 133V132H23ZM100 133H102V131L101 132H98V134H100ZM179 133V134H178ZM5 134V133H4ZM103 134H104V131H103ZM105 134H106V132H105ZM135 134H137V135H135ZM161 134V135H160ZM219 134V133H218ZM97 135V134H96ZM176 135H177V137H179V138H177L176 137ZM178 135H180V136H178ZM213 135H215V137L216 138H218V136H217V133L216 134H213ZM95 136V135H94ZM106 136V135H105ZM4 137L6 138V137H8V135L7 136H5L4 135ZM24 137V136H23ZM96 137V136H95ZM101 137V136H100ZM104 137V136H103ZM174 137H176V139H173ZM215 137H212V138H215ZM15 138H16V136H15ZM22 138V137H21ZM97 138V137H96ZM192 138V139H191ZM25 139V138H24ZM3 140H4V138H3ZM19 140H20V138H19ZM170 140V141H169ZM178 140H179V142H178ZM185 140V139H184ZM187 141L189 140L188 138L186 139ZM190 140H189V144L188 145H190ZM197 140H199V139H196V141H195V143L193 144L192 142V144H191V146H194L195 144H197ZM5 141H6V139H5ZM11 141V140H10ZM16 141V140H15ZM169 141V142H168ZM181 141V142H180ZM187 141H185L186 143H187ZM215 141V140H214ZM216 141H218V140H216ZM0 142H1V140H0ZM29 142V141H28ZM167 142V143H166ZM3 143V142H2ZM16 143V142H15ZM19 143V142H18ZM179 143V144H178ZM183 144V145H181L180 146V144ZM185 143V144H186ZM214 143V142H213ZM222 143V142H221ZM4 144V143H3ZM178 144V145H177ZM1 145V144H0ZM18 145V144H17ZM155 145V144H154ZM198 145H200V142H199V144ZM222 145H224V144H222ZM226 145V144H225ZM162 146V145H161ZM161 146L159 147V149L161 148ZM167 146H164L163 148H166V150L168 149L167 148ZM197 145H195L194 146V148L196 147ZM216 146V145H215ZM122 147V148H121ZM156 147V146H155ZM155 147H154V149H155ZM169 147V146H168ZM170 147H169V149L168 150H170ZM175 147V148H176ZM199 147H201V146H199ZM222 147H225V146H222ZM227 147V146H226ZM14 148H15V145H14ZM18 148H19V146H18ZM20 148H21V146H20ZM28 148H30V147H28ZM120 148V149H119ZM153 148V147H152ZM163 148H161L160 150H165V149H163ZM172 148V147H171ZM176 148V149H177ZM186 148H188L187 147V144H186ZM193 148V149H194ZM196 148H198V146L196 147ZM195 148V149H196ZM202 148V147H201ZM201 148H200V150H201ZM215 148H217V147H215ZM31 149V148H30ZM34 149V148H33ZM82 149V148H81ZM81 149H78V151L79 152H81ZM109 150H110V153H114L115 151L113 150V148L112 147H110V148H108ZM174 149V148H173ZM173 149H171V150H173ZM189 149V152H190V149H192V148H188ZM192 149V150H193ZM204 149V148H203ZM222 149V148H221ZM227 149H228V147H227ZM232 148H229L228 150H226L227 152H229V151H231L230 153H234V152H236L235 150H233V152H232V150H231ZM11 150V149H10ZM20 150V149H19ZM18 150V151H19ZM83 150V149H82ZM149 150V151H148ZM165 150V151H166ZM183 150V149H182ZM212 150H213V148H212ZM17 151V152H18ZM25 151V150H24ZM148 151V152H147ZM184 152H185V150H183ZM183 151H181L180 153H181V155L182 154H184V152ZM205 151H208V150H205ZM218 152V150H214V154H215V152ZM222 151H225V148H223V150ZM147 152V153H146ZM195 152V151H194ZM197 152V151H196ZM198 152L199 153H197V155L199 154L200 155V151H199V149H198ZM202 152V151H201ZM210 152H211V150H209L207 153L205 152V155L207 154V155H209V157H207L206 158V156H202V155H200L201 157L200 158H206V159H210L211 157L212 158H214V157H217V155H218V157L217 158H226V156H224L223 157V155H222V157H221V155L219 156V154H215V155H211L210 156ZM216 152V153H217ZM21 153V152H20ZM25 153V152H24ZM23 153V154H24ZM28 153H31V152H28ZM83 153H85V151H83ZM170 155H168V154ZM202 153H204V150H203V152ZM201 153V154H202ZM220 153V152H219ZM243 152H241V155H243L244 156V154H242ZM22 154V153H21ZM19 155V156H22V155ZM151 154V153H150ZM157 154H159V153H157ZM189 154V153H188ZM188 154L186 155V154H184L183 156H185L186 155V157L188 156ZM191 154V153H190ZM192 154H193V152H192ZM235 154V153H234ZM233 154V155H234ZM13 155H15V154H12V156ZM87 155V154H86ZM137 155V156H138ZM166 155H168L169 156V158L168 157H166ZM194 155H196L195 153H194ZM193 155V156H194ZM236 155H239V154H236ZM246 155V154H245ZM28 156V155H27ZM26 156V157H27ZM80 158L81 159H83V162L85 161V160H87V156H85L84 154H80ZM140 157L142 156V155H139ZM171 156H174L173 158H170ZM182 156V157H183ZM214 156V157H213ZM228 156V155H227ZM230 156H232V155H230ZM240 156V155H239ZM29 157V156H28ZM40 157V156H39ZM42 157V156H41ZM89 157H90V154H89ZM165 157L168 159L167 161L168 162H170L169 163V165H165L166 163H168L167 161H166V159H165ZM196 156H194L193 158H195ZM233 157H235V155L233 156ZM236 157H238V156H236ZM242 157V156H241ZM241 157L239 158V161L241 160ZM16 158V157H15ZM22 158V157H21ZM38 158V157H37ZM91 158H92V156H91ZM153 158V159H152ZM161 158H164V159H160ZM177 158H180L181 160H182V158L180 157V155H179V157H177ZM176 158V159H177ZM185 158V157H184ZM189 158H190V156H189ZM225 158H224V160H225ZM228 158V157H227ZM226 158V159H227ZM230 159H231V157H229ZM228 158V159H229ZM243 158V157H242ZM79 159V158H78ZM80 159V160H81ZM93 159H94V157H93ZM120 159H119V161H120ZM143 159V158H142ZM188 159V158H187ZM198 158L196 157V160H197ZM206 159H203V161L205 160L206 161ZM216 159V158H215ZM229 159V160H230ZM232 159H234L235 160V158H232ZM231 159V160H232ZM245 159V158H244ZM250 159V158H249ZM16 160V159H15ZM23 160V159H22ZM37 160V159H36ZM36 160H35V162H36ZM92 160V159H91ZM106 163H107V167H112V166H114V161H113V159H111V157L108 155V156H106ZM121 160V162L123 163V161ZM160 160V161H159ZM164 160H165V162H164ZM184 160V159H183ZM195 161V159H192V161ZM210 160H213V159H210ZM230 160V161H231ZM94 161V160H93ZM93 161H91L92 163H94ZM124 161V162H125ZM180 161V160H179ZM193 161V162H194ZM202 161V159H200L199 161H198V164L199 165H196V164H194L193 165V169H194V167H195V165L196 166H199V169H200V171L199 170H197V171H199V172H201V170H203L204 169V172L203 173H201V175L203 176V174L204 175H206V179H205V176H204V178L203 179H205L206 181H204V180H202L201 179V175H200V173L199 172H196V174L194 173V172H192L191 173V170H190V168H189V170H190V174H189V171L187 172V171H185V172H187L188 173V177L191 175V180L188 178V179H186V178H184V181H183V178H180L179 176H180V174H182V173H180L179 172V168L181 167V164H183V163H179L180 164V167H177L178 169V172L180 173V174H178L179 176H177V177H179V178H177V179H175V180H179L180 182H182L183 184L182 185H184L185 186V180H189V181H191V185H192V187L191 188H194L193 186L195 185V187L197 186V188L199 187L197 184H200V188L199 189H202L203 187H202V184H204L205 185V183H203V182H206V188H207V186H209L210 184L212 185L213 184V182H214V180L212 181V183H211V181H210V179H208L209 178V176L208 175H210V176H212L211 174H212V171H211V169H213V170H215V171H217V170H219V169H216L215 168V166H213L214 168H210V166H209V163H212L213 161L214 162H219L220 160L218 159V160H213V161H208V166L209 167H207V165L205 166L204 164V162ZM230 161H229V164H232V163H235L236 162V160H235V162H232V163H230ZM241 161H243V160H241ZM1 162V161H0ZM20 162V161H19ZM22 162V161H21ZM89 162V161H88ZM126 162H125V164H126ZM142 162V161H141ZM177 162V161H176ZM182 162H184V161H182ZM186 162V161H185ZM188 162H189V159H188ZM207 162V161H206ZM222 162V161H221ZM220 162V164L218 163H216L217 164V166H219V165H224L223 167H226V169H229V168H227V166L229 165V164H227V166H225V163L224 162H227V160L226 161H224L223 163H221ZM250 162V161H249ZM248 162V163H249ZM174 163L175 162H173V165L172 166H176V163H175V165H174ZM187 163V162H186ZM189 163H191V162H189ZM189 163H187V164H189ZM242 162H240V164H241ZM251 163V162H250ZM250 163H249V166H250ZM48 164V163H47ZM46 164V165H47ZM124 164V163H123ZM213 164V163H212ZM215 163L213 164V165H216ZM246 164H247V161H246ZM46 165H45V167H46ZM67 165H69V164H67ZM74 165V164H73ZM86 165V164H85ZM177 165H178V162H177ZM184 165H186L185 163H184ZM189 165H191V164H189ZM188 165V166H189ZM201 165V166H200ZM242 165V164H241ZM243 165H244V163H243ZM49 166H50V164H49ZM88 166H90L89 164H88ZM88 166H87V168H88ZM127 166V165H126ZM125 166V167H126ZM136 166V165H135ZM167 166H169V167H167ZM204 166H205V168L207 167V168H209L208 170H207V173L209 172V174L207 175L206 173H205V168H204ZM245 166V165H244ZM243 166V168H247L246 170H249L248 168L249 167H244ZM47 167H48V165H47ZM54 167V166H53ZM77 167H79L78 169L77 168H75L77 171H79V169L81 168L80 167V164H79V166H77ZM84 167V166H83ZM128 167H129V165H128ZM141 167H140V169H139V173H140V170H141ZM187 167V166H186ZM200 167H203V169L202 168H200ZM232 167V166H231ZM252 167V166H251ZM69 168V167H68ZM68 168H66V170L68 169ZM74 168V167H73ZM161 168H163V169H161ZM169 168V169H168ZM173 168V167H172ZM176 168V167H175ZM175 168H173V170L175 169ZM183 168H185V166L183 167ZM188 168V167H187ZM187 168H185V170L187 169ZM196 168V167H195ZM206 168V169H207ZM233 169H235L234 168V166L232 167ZM242 168V167H241ZM241 168H238V169H241ZM4 169V168H3ZM44 169V168H43ZM84 169H85V167H84ZM84 169H81L80 171L82 172ZM88 169H90V168H88ZM138 169V168H137ZM192 169V170H193ZM196 169H198V167L196 168ZM195 169V170H196ZM221 170H222V167L220 168ZM231 169V168H230ZM237 168L235 169V170H238ZM48 170H49V168H48ZM57 170V169H56ZM55 170V171H56ZM63 170V169H62ZM70 170V169H69ZM165 170V171H164ZM176 170V169H175ZM175 170L172 172V171H170V173L172 172V174L175 172ZM177 170H176V172H177ZM181 170H183V169H181ZM180 170V171H181ZM188 170V169H187ZM233 171V172H236V171ZM243 170V169H242ZM251 170L252 169H250V173H251ZM44 171V170H43ZM45 171H46V169H45ZM64 171V170H63ZM76 171V172H77ZM86 171H88V170H86ZM135 171H136V168H135ZM158 171H160V172H158ZM214 171V172H215ZM220 171V170H219ZM218 171V172H219ZM244 171V170H243ZM258 171V170H257ZM49 172V171H48ZM57 172V171H56ZM66 172V171H65ZM64 172V173H65ZM182 172H184V170L182 171ZM185 172H184V174H185ZM223 172V171H222ZM222 172H221V176L222 175H224V173H226V172H224L223 174H222ZM232 172V170H231V173H233ZM53 173L55 174V172L53 171ZM67 173H68V170H67ZM66 173V174H67ZM72 174L73 173V175H74V173H75V170L74 169H72V170H70V172H69V174ZM80 173V172H79ZM158 173V174H157ZM159 173H165V175L164 174H160V176L159 177H157L158 175H159ZM217 173V172H216ZM242 173H244V172H242ZM246 173H247V171H246ZM53 174V175H54ZM62 174V173H61ZM76 174V173H75ZM77 174H78V172H77ZM167 174V175H166ZM171 174V175H172ZM174 174H176V173H174ZM181 175V176H185V177H187L186 176V174L185 175ZM227 174V173H226ZM225 174V175H226ZM235 174H238V176H239V174H241V173H235ZM235 174H233V175H235ZM60 175V174H59ZM63 175V174H62ZM61 175V176H62ZM65 175V174H64ZM215 175L217 176V174H214L213 176L215 177ZM220 175V174H219ZM49 176V175H48ZM47 176V177H48ZM55 176H56V174H55ZM54 176V177H55ZM74 176H76V175H74ZM80 176H81V174H80ZM102 177V180H99L100 182V184H103L101 187L99 186V187H96V185L98 184V182L97 183H94L93 181V183L91 184H88V177H86L88 180H86V181H88L86 184H85V182L83 183V185H81L80 186V188H78V190H77V188H76V190L78 191H75V192H77L76 194L74 193V192H72L73 194H74V197L71 199V198H69V199H65V200H68V201H65V202H68L69 204H68V208H67V213H66V211H64L65 212V215L67 216V215H75V217L74 218H76V216L77 217H80V213H78L77 212V210H78V207L81 209L82 208V210H83V212L82 213H86V214H90L91 216L90 217H92V216H95L96 218H99V217H101V216H106L105 218H107V217H110L112 220H114L116 223L118 222V223H122L123 221L126 223V221L125 220H129L130 222H131V226L133 227L132 229L135 231V232H132V233H135L136 235H138V244H139V246H141V249H142V252L143 253H145L146 254V256H145V258L143 257V258H138V256H136V252L134 251V252H131L130 251V253H127L128 254V257H127V259L125 260V264H141L140 262H143L142 264H145L146 262H147V258L148 259H152V261H154V263L156 262L157 264H242V263H244L243 261H241L240 259H239V261H238V259L236 258V255L235 256H231V257H228L229 259H227V261H224V260H222L221 258H219V256H221V255H219L218 257L216 256L217 254L216 253H213L212 251H210L209 253H208V251L209 250H214L216 247H214L215 245L212 243V245H214L213 246V248L211 247H208V248H205V245H203V244H205L204 243V241H203V239H201L202 241H203V244H200V243H197L196 242V244L194 243V246H192L193 245V243H192V245H188L189 244V240H187V239H185V237H184V235H183V233L186 231V233H187V227H188V225L186 224L187 222L189 223V222H191L192 223V221H190V219L186 222V223H183V224H186V225H183L182 224V222L184 221L185 222V220L186 219H183V221L182 222H180V218L179 219H177L178 217H177V215L175 214V216H174V214H173V216H171V217H168L167 216V214L165 213V215H166V217H164V216H162L161 218H158L159 216L156 214V216H158L157 218L156 217H154L153 215H151V214H149V216L151 215L153 218H155V220H152V219H150L151 221H150V223H149V225H147V224H145V223H142L141 222V218H138V215H140L138 212H137V206H141V207H143L142 205H136V209H135V203L134 202H136L137 203V201H134L135 199L134 198H132L133 199V201H132V203L131 202H129L128 200H126V203H127V201L129 202V204H128V208H126V207H124V195L125 194H127V193H124V191H125V187L124 186H122V184L120 183V181L117 179V178H115V177H112V178H110V177H108L107 176V174H104V175H101ZM136 176V175H135ZM165 176V178H163ZM212 176V177H213ZM230 176V175H229ZM237 176V175H236ZM57 177H58V175H57ZM56 177V178H57ZM64 177V176H63ZM62 177V178H63ZM76 177H78L79 178V176H76ZM81 177H84V174L81 176ZM80 177V178H81ZM168 177H169V175H168ZM173 177V176H172ZM223 177V176H222ZM221 177V178H222ZM227 177H228V175H227ZM232 177V176H231ZM50 178V177H49ZM52 178V177H51ZM78 178H76V179H78ZM85 178V177H84ZM175 178H176V175H175ZM229 178V177H228ZM55 179V178H54ZM53 179V180H54ZM75 179V180H76ZM83 179V178H82ZM82 179H80V180H82ZM133 179V180H134ZM158 179V180H159ZM172 180V178H169V180ZM180 179H182V180H180ZM208 179V180H207ZM212 179V178H211ZM51 180V179H50ZM60 180V179H59ZM91 180V179H90ZM94 180V179H93ZM174 180V179H173ZM203 182H202V181ZM221 180V179H220ZM226 180H228L229 181V179H227L226 178ZM66 181V180H65ZM67 181H69V183H70V181H71V183L73 184L74 182H72V180H69L68 178H67ZM77 181V180H76ZM78 181H79V179H78ZM101 181H102V183H101ZM150 181V182H151ZM54 182V181H53ZM59 182V181H58ZM62 182V181H61ZM60 182V183H61ZM82 182H83V180H82ZM81 182V183H82ZM131 182H133V181H131ZM131 182H130V184H131ZM156 182H158L159 183V181H156ZM155 181H154V183H156ZM175 182V181H174ZM173 182V183H174ZM187 182V181H186ZM201 182H202V184H201ZM208 182H210V183H208ZM51 183H52V180H51ZM63 183H65L64 182V180H63ZM68 183V182H67ZM68 183V184H69ZM154 183H150V185L151 184H153V186H155V185H158L157 183L156 184H154ZM165 184H166V181L164 182ZM163 183V184H164ZM167 183H169V182H167ZM190 183V182H189ZM207 183L209 184V185H207ZM219 183V182H218ZM217 183V185H219ZM56 185H58L57 183H55ZM72 184H70L71 185V187H72ZM79 184H80V181H79ZM79 184H78V187H79ZM85 184V185H84ZM99 184V185H100ZM108 185L109 186V190H110V192H111V196H112V198H111V202H113V203H111L108 199H107V197L104 195V193L103 192H101L100 190H103V189H100V188H102L104 185ZM129 184V183H128ZM133 184V183H132ZM147 184V185H148ZM162 184V185H163ZM169 184H171V183H169ZM178 185H177V187L180 185L179 184V182L177 183ZM188 184V183H187ZM194 184V185H193ZM221 184H224V182H223V180H222V183ZM220 184V185H221ZM49 185H50V183H49ZM54 185V184H53ZM60 185V184H59ZM59 185L58 186H56V187H59ZM147 185H146V187H147ZM160 186H161V183L159 184ZM182 185H180V190H182L183 189V191H185V193L186 192H190L189 190H191V188H190V186L191 185H186V187L185 188H188V189H186V190H184V186H182ZM52 186V185H51ZM51 186L50 187H48V188H51ZM65 186V185H64ZM142 186V187H141ZM153 186H150L151 188L153 187ZM173 186H174V184H173ZM223 186V185H222ZM60 187H62V186H60ZM59 187V188H60ZM66 187H67V184H66ZM70 187V186H69ZM122 187H124L123 189H124V191H123V189H122ZM148 187H149V185H148ZM149 187V188H150ZM164 187V186H163ZM205 187V186H204ZM214 187H216V185L214 186ZM213 187V188H214ZM55 188V187H54ZM58 188V189H59ZM107 188V187H106ZM105 187H104V192H105V189H106ZM127 188V187H126ZM148 188V189H149ZM158 187H155V189H157ZM165 188H167L166 187V185H165ZM164 188V189H165ZM206 188H205V191L202 189L201 191H203V192H200V194L199 195H201V197H203L202 196V193H204V192H206ZM211 188V190H212V187H210ZM221 188V187H220ZM1 189V188H0ZM3 189V188H2ZM63 189V188H62ZM62 189L60 190H58V191H61V195H62ZM65 189H68V188H65ZM64 189V190H65ZM72 189V188H71ZM108 189V188H107ZM130 189V188H129ZM139 189V188H138ZM145 189V188H144ZM163 188H161V189H159V192H158V194L160 193V190L161 191H163L162 190ZM171 189V188H170ZM173 189V188H172ZM174 189H175V186H174ZM177 189H179V188H177ZM53 190V189H52ZM56 190V189H55ZM196 190V189H195ZM194 190V191H195ZM198 190V189H197ZM196 190V191H197ZM214 190H217V189H214ZM221 190H223V188L221 189ZM67 191H69V190H67ZM67 191H65V193H67ZM82 191H83V193H82ZM128 191V190H127ZM126 191V192H127ZM140 191H141V189L139 190V192L138 193H140ZM170 191V190H169ZM178 191V190H177ZM220 191V190H219ZM57 192V191H56ZM130 191H128V193H129ZM155 192H156V194H157V191L155 190ZM166 192V191H165ZM168 192V191H167ZM166 192V193H167ZM208 192H209V194H207V195H205V196H207L208 197V195H210V194H212L213 195V193L215 192V191H213L212 190V192L213 193H210L211 191L210 190H208ZM208 192H206V193H208ZM70 193V192H69ZM161 193H163L164 194V191L163 192H161ZM160 193V194H161ZM169 193V192H168ZM168 193H167V195H168ZM171 193V194H170ZM169 193V195H172V193H174V191L173 192H170ZM196 192H194V194H195ZM216 193H219V192H215L214 194H216ZM221 193V192H220ZM219 193V194H220ZM72 194V195H73ZM130 194V193H129ZM176 194V193H175ZM178 194H182V193H180V191H179V193ZM187 194V193H186ZM189 195H190V193H188ZM197 194V193H196ZM223 194V193H222ZM69 194H67V196H68ZM71 195V196H72ZM134 195V196H133ZM138 195V194H137ZM165 195V194H164ZM185 195V194H184ZM218 195V194H217ZM221 195V194H220ZM220 195H219V197H220ZM64 196H66L65 194H64ZM130 197L128 194L126 195V197ZM140 196V195H139ZM158 196V195H157ZM179 196V195H178ZM180 196H183V195H180ZM179 196V197H180ZM196 196V198H198V196L197 195H195ZM204 196V197H205ZM63 197V196H62ZM167 197V196H166ZM171 197V196H170ZM191 197H193V193H192V195H190V198ZM200 197V196H199ZM206 197V198H207ZM214 197H215V195H214ZM109 198V197H108ZM130 198V199H131ZM136 199L138 198V197H135ZM181 198V197H180ZM195 198V199H196ZM209 198H212L213 199V197H211V195L209 196ZM208 198V199H209ZM216 199H219V198H217V196L215 197ZM128 199V198H127ZM129 199V200H130ZM208 199L206 200V201H208ZM215 199V200H216ZM179 200V199H178ZM181 200V199H180ZM79 201V203H77L76 205H74V203L75 202H78ZM131 201V200H130ZM196 201H197V199H196ZM201 201V200H200ZM213 201H214V199H213ZM138 202L140 203V201L138 200ZM179 202V201H178ZM204 202V201H203ZM211 202V201H210ZM210 202L208 203V205L210 204ZM217 202V201H216ZM213 203V202H212ZM214 203H215V201H214ZM26 204V208L24 209V213H25V215H26V217H30L33 221H34V217L32 216V214L33 213H35V212H38V205L39 204H37V203H34V202H27V203H25ZM118 204H121V207H124L125 209H121L122 211H118V209L119 208H117L116 207V205H118ZM130 204H133V206H131ZM226 204V203H225ZM228 204V203H227ZM127 205V204H126ZM125 205V206H126ZM130 205V206H129ZM25 206V205H24ZM67 206V205H66ZM211 206V205H210ZM215 206V205H214ZM221 206V205H220ZM227 206H229L230 207V205H227ZM226 206V207H227ZM38 207V208H37ZM120 207V208H121ZM141 207H139V209L141 208ZM150 207H152L151 205H150ZM150 207H149V209L148 210H150ZM219 207V206H218ZM225 207V206H224ZM24 208V207H23ZM228 208V207H227ZM41 209V208H40ZM138 209V210H139ZM151 209H154V208H151ZM120 210V209H119ZM135 210V211H134ZM146 210H147V208H146ZM40 211V210H39ZM44 211V210H43ZM80 211V210H79ZM155 211V210H154ZM51 212V211H50ZM140 212H142V211H140ZM151 212V211H150ZM157 211H155V213H156ZM164 212V211H163ZM260 212V211H259ZM144 213V212H143ZM145 213H146V211H145ZM149 213V211L147 212V214ZM153 213V212H152ZM158 213V212H157ZM245 213V212H244ZM147 214H146V216H147ZM154 214V213H153ZM159 214H161V213H159ZM247 214V213H246ZM246 214H242V215H246ZM260 214V213H259ZM155 215V214H154ZM169 215V214H168ZM171 215V214H170ZM241 215V216H242ZM87 216V215H86ZM141 216V215H140ZM143 216H144V214H143ZM145 216V217H146ZM240 216V217H241ZM82 217V216H81ZM94 217V218H95ZM227 217V216H226ZM243 217V216H242ZM245 217V216H244ZM20 217L18 216L17 217V219H19ZM64 218H66V217H64ZM70 218V217H69ZM89 219V218H88ZM100 219V218H99ZM145 219V218H144ZM143 219V220H144ZM147 219V218H146ZM149 219V218H148ZM78 220V219H77ZM80 220H81V218H80ZM94 220H96V219H94ZM111 220V221H112ZM232 220H233V223L236 225V227H238L239 229H241V232H242V230L243 231H246V232H251L253 229H254V226L253 225H251V224H249V223H247V222H245L244 221V219H241V218H239L238 216L236 217V216H234V217H232ZM21 221V220H20ZM23 221V220H22ZM128 221V222H129ZM145 221V220H144ZM42 222H44V221H42ZM114 222V224H116ZM19 223V222H18ZM31 223H33V222H31ZM113 223V222H112ZM120 223V224H121ZM30 224V223H29ZM34 224H35V222H34ZM33 224V225H34ZM45 224H46V222H45ZM182 224V226H180ZM42 225V224H41ZM40 225V226H41ZM67 225V224H66ZM65 225V223H63L62 221H59V222H57V223H55L54 224V226H53V228H51L52 230H51V233L52 232H54L55 233V238L53 239V241H52V239H51V237H50V240L52 241L51 242V247H53L54 248V256H55V258H57V259H59L60 260V262H62V263H64V264H75L74 263V261L72 260V255H73V251H74V242L76 241V239H77V236H76V233H74V231L70 228V227H68V226H66ZM85 225V224H84ZM116 225H118V224H116ZM115 225V226H116ZM122 225V224H121ZM120 225V226H121ZM127 226H128V223L126 224ZM146 225V226H145ZM32 226V225H31ZM47 226V225H46ZM130 226V227H131ZM193 224L192 225H190V229L192 230L193 229ZM195 226V225H194ZM21 227V226H20ZM30 227V226H29ZM37 227V226H36ZM48 227V226H47ZM86 227V226H85ZM92 227V226H91ZM18 228H19V225H18ZM31 228V227H30ZM29 228V229H30ZM33 228H35V226L33 227ZM38 228V227H37ZM37 228H35V230L37 229ZM40 228V227H39ZM42 228H44L43 226H42ZM48 228H50V227H48ZM93 228V227H92ZM92 228H91V230H92ZM99 228L100 227H98V230H99ZM103 228V227H102ZM101 228V230L100 231H98V232H94L93 230H95L94 228H93V233L95 234V237L92 239L91 238V236L90 235H88L87 233H85V230L83 231V234L81 233V235L82 236H79L80 238H82L81 240H82V242H83V244L85 243L86 244V246H88V245H90V246H92L91 244H93V246H94V244L96 243L97 244V246H99V247H101L102 248V246H101V244H103V246H105V244L107 243V244H110V243H112V241H111V239H109V237H111V234H114V231H117V232H115V234L116 235H118L119 234V232L121 231V228H123V227H121L120 229H111V230H109V229H102ZM119 228V227H118ZM197 228V226L194 228V229H196ZM123 229H125V230H127L128 229V231H129V228L127 227H124ZM122 229V230H123ZM185 230V231H183L182 232V230ZM31 230V229H30ZM48 230V229H47ZM87 230V229H86ZM120 230V231H119ZM125 230H123V231H125ZM131 230V229H130ZM18 231H19V229H18ZM42 232V237H45L46 235H47V233L49 234V232H50V229H49V232H47L46 230H41ZM82 231V230H81ZM132 231V230H131ZM195 232H199V230L198 231H196V230H194ZM87 232V231H86ZM89 232V231H88ZM127 232V231H126ZM125 232V233H126ZM190 232H193V231H190ZM194 232V233H195ZM90 233H92V232H90ZM124 232H120V234L122 235ZM128 233V232H127ZM131 233V234H132ZM185 233V234H186ZM189 233V232H188ZM188 233H187V237L189 236L188 235ZM130 234V235H131ZM190 235H191V233H189ZM193 234V233H192ZM199 234H200V232H199ZM199 234H198V236H199ZM40 235V236H41ZM52 235V236H53ZM116 235H114V237H116L117 238V236ZM129 235V236H130ZM133 235V234H132ZM196 235V234H195ZM48 236V235H47ZM51 236V235H50ZM113 236V235H112ZM120 236V235H119ZM134 236V235H133ZM192 236L193 235H191V239H192ZM197 236V235H196ZM196 236H193V237H196ZM202 236H204V234L202 235L201 234V237ZM16 236H14V239L16 240V241H18L16 238H15ZM41 237V238H42ZM49 237V236H48ZM48 237H47V239H48ZM200 237V236H199ZM200 237V238H201ZM120 238V237H119ZM197 238V237H196ZM195 238V239H196ZM203 238V237H202ZM11 239H13V238H11ZM195 239L193 240V242L195 241ZM49 240V241H50ZM185 240H187V241H189L188 242V244H186L187 243V241H185ZM200 240V241H201ZM48 241V242H49ZM109 241H110V243H109ZM128 241V240H127ZM131 239L127 242V245H125V246H128V248L131 246L130 244H131ZM198 242H199V240H197ZM14 242V241H13ZM21 242V241H20ZM38 242H40V241H38ZM46 242V241H45ZM114 242V241H113ZM123 242H124V240H123ZM205 242H207V240L205 241ZM209 243H210V241H208ZM221 243L223 242V241H220ZM227 242V241H226ZM21 243H23V242H21ZM228 243V242H227ZM226 243V244H227ZM14 244V243H13ZM46 244H48V243H46ZM50 244V243H49ZM84 244V245H85ZM106 244V245H107ZM112 244H114V243H112ZM112 244H110V245H112ZM126 244V243H125ZM133 244V243H132ZM208 243H206V246H209V245H207ZM211 244V243H210ZM130 245V246H129ZM204 247H203V246ZM212 245H210V246H212ZM218 245V244H217ZM216 245V246H217ZM220 245V244H219ZM222 245V244H221ZM228 245V244H227ZM50 246V245H49ZM90 246H88V247H90ZM92 246V247H93ZM96 246V247H97ZM124 246V249L126 248ZM138 246V247H139ZM224 246H225V244H224ZM219 247V246H218ZM217 247V248H218ZM221 247V246H220ZM220 247H219V249H220ZM222 247H223V245H222ZM87 248V247H86ZM91 248V247H90ZM104 248V247H103ZM112 248V247H111ZM110 248V249H111ZM122 248V247H121ZM127 248V249H128ZM132 249H133V247H131ZM130 248V249H131ZM205 248V249H204ZM19 250H20V248H18ZM119 250H120V248H118ZM117 249V250H118ZM123 249V248H122ZM131 249V250H132ZM140 249V248H139ZM5 250V253H6V255L8 254V255H10L11 253H14V254H16L15 252H13V251H11V250H7L6 248L4 249ZM112 250V249H111ZM116 250V251H117ZM126 250V249H125ZM216 250V249H215ZM218 250V249H217ZM102 251V250H101ZM113 251V250H112ZM111 251V252H112ZM121 252H123V250H120ZM218 251H220V250H218ZM107 252H108V249H104V251H102V254H101V257H99L100 255H98V257H96L99 261L98 262H100L103 258H105L106 256V254H107ZM110 252V253H111ZM115 251H113L112 253H114ZM118 252V251H117ZM116 252V253H117ZM141 252V253H142ZM212 252V253H211ZM215 252V251H214ZM217 252V251H216ZM111 253V254H112ZM119 253V252H118ZM218 253V252H217ZM233 254H234V252H232ZM231 252L229 253V254H232ZM260 253H263L264 254V252L262 251V252H260ZM19 254V256H20V253H18ZM144 254V255H145ZM224 254V253H223ZM227 254V253H226ZM262 254V255H263ZM17 255V254H16ZM113 255V254H112ZM238 255V254H237ZM259 255H261V254H258L257 256L259 257ZM261 255V256H262ZM105 256V257H104ZM114 256V255H113ZM113 256H109L110 257V261H112L111 259H113L114 257ZM118 256H120L119 254H118ZM140 256V255H139ZM141 256H143V254L141 255ZM230 256V255H229ZM246 256V255H245ZM111 257H113V258H111ZM263 257V256H262ZM108 258V257H107ZM119 258V257H118ZM118 258H116V256H115V258H114V260H113V262L111 263V264H123V260L122 259H118ZM227 258V257H226ZM226 258H224L225 260H226ZM238 258H239V256H238ZM246 258H248V257H246ZM256 259H257V257H255ZM261 258V257H260ZM264 258V257H263ZM142 259V260H141ZM104 260V259H103ZM258 260H260L259 258H258ZM264 260V259H263ZM263 260H262V262L261 261H258V262H261V263H258V264H263ZM105 261V260H104ZM250 263L249 264H255L256 262H254V258H252L251 257V259L249 258V260H248ZM150 262V261H149ZM148 262V263H149ZM61 263V264H62ZM246 264V263H245Z\"/></svg>","mask_w":264,"mask_h":264}]
</instances>
